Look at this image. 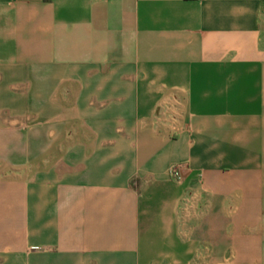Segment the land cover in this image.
I'll return each instance as SVG.
<instances>
[{"label":"crops","instance_id":"1","mask_svg":"<svg viewBox=\"0 0 264 264\" xmlns=\"http://www.w3.org/2000/svg\"><path fill=\"white\" fill-rule=\"evenodd\" d=\"M0 264H264V0H0Z\"/></svg>","mask_w":264,"mask_h":264},{"label":"built area","instance_id":"2","mask_svg":"<svg viewBox=\"0 0 264 264\" xmlns=\"http://www.w3.org/2000/svg\"><path fill=\"white\" fill-rule=\"evenodd\" d=\"M169 175L176 181H181L183 179L182 172L179 165H171L169 167Z\"/></svg>","mask_w":264,"mask_h":264}]
</instances>
